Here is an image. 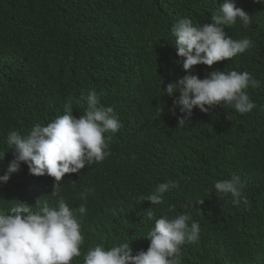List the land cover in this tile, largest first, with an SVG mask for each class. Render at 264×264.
Listing matches in <instances>:
<instances>
[{"label":"trees","instance_id":"obj_1","mask_svg":"<svg viewBox=\"0 0 264 264\" xmlns=\"http://www.w3.org/2000/svg\"><path fill=\"white\" fill-rule=\"evenodd\" d=\"M183 1L182 8L176 0H0V154L5 152L0 176L14 159L6 144L11 131L27 134L57 115L68 97H73V115H83L76 87L92 74L73 69L87 58L101 62L103 80L92 83L99 86L98 94L113 103L128 96L135 109L137 125L113 139L105 164L65 174L60 182L59 197L70 209L82 203L87 208L85 215L77 214L84 243L72 264H83V255L97 244L110 248L130 241L135 254L138 245L149 242L146 235L157 217L183 213L201 231L196 243L182 246L179 264H264V5L234 0L252 23L224 26L231 36L254 42L253 51L231 65L261 82L259 89L247 90L257 107L245 114L222 105L207 113L193 108L188 125L181 128L177 115L169 114L164 93L168 83L186 74L174 52L171 28L185 17L194 26L211 23L223 3ZM235 130L249 136L245 147L225 162L209 160L221 134ZM233 173L246 184V207L232 205L213 187ZM169 179L178 181L179 188L165 193L163 204L141 201ZM53 183L47 174H30L22 162L0 182V214L20 202L34 212L40 210L37 200L55 206L59 197L51 195ZM84 188L93 190L86 201L79 198ZM201 198L203 204L192 206Z\"/></svg>","mask_w":264,"mask_h":264},{"label":"clouds","instance_id":"obj_2","mask_svg":"<svg viewBox=\"0 0 264 264\" xmlns=\"http://www.w3.org/2000/svg\"><path fill=\"white\" fill-rule=\"evenodd\" d=\"M176 1L184 7L183 0ZM254 2L264 5V0ZM211 21L194 26L192 20L185 17L171 28L175 37L172 42L174 52L181 58L180 65L186 73L164 88L169 101V114L177 115V127L188 125L193 108L207 113L211 107L222 105L245 114L257 107L247 90L259 89L261 82L246 71L238 72L241 67L231 65L235 59L250 54L254 42L249 37L240 39L231 36L224 30V26L231 27L237 21L241 27H249L251 16L236 6L234 0H223L212 14ZM77 65H73V73L79 67L92 74L91 79H84V86L76 87V100L80 98L85 108L83 115H73V97H68L56 109L57 115L42 124H35L27 134L11 131L6 144L13 150L14 159L4 175L0 176V182H6L23 162L30 174H47L54 178L51 195L59 197L62 191L60 182L65 174H79L81 169L105 164L111 156L113 139L137 125L135 109L128 96L116 103L109 102L98 94L99 86L92 84L103 80L100 60L87 58L84 64ZM216 110L214 108L212 113ZM162 111L163 108L154 119H159ZM195 112L194 115L204 118V114ZM248 138L240 130L223 133L216 148L207 156L209 160L217 157V163L225 162L245 147ZM4 153L0 154V159H3ZM128 169L127 173L132 177ZM213 187L218 196L230 198L232 205H249L244 194L246 184L239 175L233 173L229 179L215 181ZM175 188H179L176 180L161 182L141 201L161 205L165 193ZM92 191L84 188L79 198L86 201ZM194 202L203 204L204 201L203 198L196 199L191 202L192 206ZM36 205L40 209L37 212L20 202L11 206L8 214H0V264H72L75 257L81 256L84 237L77 214L82 216L87 213L85 204L70 209L64 198L59 197L55 206L46 200H37ZM174 211L175 208L169 205V212ZM148 216L151 218L152 213ZM200 231L199 223L193 221L188 213L164 215L154 220L146 235L149 242L138 245L135 254L130 248V241L110 248L97 244L83 255V264H179L182 246L196 243Z\"/></svg>","mask_w":264,"mask_h":264},{"label":"bare ground","instance_id":"obj_3","mask_svg":"<svg viewBox=\"0 0 264 264\" xmlns=\"http://www.w3.org/2000/svg\"><path fill=\"white\" fill-rule=\"evenodd\" d=\"M68 72V71H67ZM147 141V140H146ZM42 183H43V181H42ZM63 194H65V193H63ZM82 202V201H81ZM188 204V203H187ZM189 205V204H188Z\"/></svg>","mask_w":264,"mask_h":264}]
</instances>
